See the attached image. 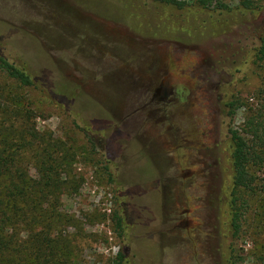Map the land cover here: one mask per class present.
<instances>
[{
	"label": "rangeland",
	"instance_id": "374dc122",
	"mask_svg": "<svg viewBox=\"0 0 264 264\" xmlns=\"http://www.w3.org/2000/svg\"><path fill=\"white\" fill-rule=\"evenodd\" d=\"M180 1L0 0V55L34 82L0 71V142L25 128L12 143L34 181L60 146L63 264H110L124 249V264H264V190L247 198L238 233L229 205V129L264 104V0L246 13L239 0ZM164 74L178 96L155 124L145 104Z\"/></svg>",
	"mask_w": 264,
	"mask_h": 264
},
{
	"label": "trees",
	"instance_id": "16d2710c",
	"mask_svg": "<svg viewBox=\"0 0 264 264\" xmlns=\"http://www.w3.org/2000/svg\"><path fill=\"white\" fill-rule=\"evenodd\" d=\"M151 1L178 10L185 8L180 0ZM257 8L253 0H239L237 7L245 13L254 12ZM217 9L227 10L228 7L218 5ZM254 58L258 65L264 62V33L259 38ZM0 71L21 87L34 85L26 72L10 64L1 55ZM226 107L231 117L240 103L234 100ZM21 129L18 132L14 125L5 128L8 132L0 142V264H63V235L62 231H55L54 228L63 222V214L56 208L63 191V178L60 175L63 154L57 144H52L51 148L58 151L54 149L49 152L45 149V155L50 156L51 163L42 160L37 172L38 180H32L17 161L21 155V145L12 143V138L25 135V128ZM229 135L233 143L229 201L231 227L238 233L241 209L247 206V198L264 190V104L245 120L242 130L229 129ZM113 220L120 230L122 219L115 215ZM124 263L125 257L119 252L110 262Z\"/></svg>",
	"mask_w": 264,
	"mask_h": 264
},
{
	"label": "flooded vegetation",
	"instance_id": "af4514ba",
	"mask_svg": "<svg viewBox=\"0 0 264 264\" xmlns=\"http://www.w3.org/2000/svg\"><path fill=\"white\" fill-rule=\"evenodd\" d=\"M210 73V71L208 72ZM210 84V83H208ZM174 87L172 86V83L169 81V77L164 74L162 77H160V79L158 80L157 84H156V88L153 90V93L151 95L150 100L147 99V104H145V107H149L148 110H150V116H157L159 117L158 119H156L155 124L161 119V120H166V116H167V110L164 108L167 105H169L178 95H175L173 92ZM228 109L226 107V113L228 115ZM137 112V110H136ZM135 112V113H136ZM161 117V118H160ZM134 122H137V119L134 120ZM130 123H132L131 117L127 116V118L124 120L123 123V129L125 131V133H132L134 130V126H132ZM177 138H180V134L182 133L179 130L174 131ZM201 133H203L202 135L200 134L199 138H201L202 143L205 142V140H209V133H206V131H202ZM146 135V132L143 133ZM143 134L141 136H143ZM154 137L159 138V136H157L155 133L153 134ZM173 137H175V135H172ZM160 140V139H159ZM184 141H186V139L184 138ZM90 144L92 146H96V143L94 141L93 138H90L89 140ZM107 149V148H106ZM109 150V148H108ZM199 164H203L206 163V161L204 160V162L198 161ZM204 165V164H203ZM181 227V225H176L175 227ZM187 226V224L185 225ZM122 255H124L125 257V261L128 260L127 257L129 255L126 254L125 249L121 252Z\"/></svg>",
	"mask_w": 264,
	"mask_h": 264
}]
</instances>
